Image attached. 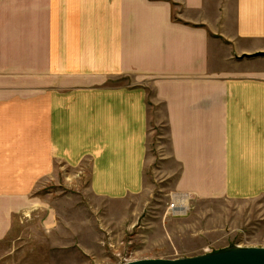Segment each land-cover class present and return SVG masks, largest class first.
<instances>
[{
    "label": "crops",
    "instance_id": "crops-1",
    "mask_svg": "<svg viewBox=\"0 0 264 264\" xmlns=\"http://www.w3.org/2000/svg\"><path fill=\"white\" fill-rule=\"evenodd\" d=\"M258 53L264 0H0V246L85 162L96 196L154 165L189 202H264Z\"/></svg>",
    "mask_w": 264,
    "mask_h": 264
},
{
    "label": "rangeland",
    "instance_id": "rangeland-1",
    "mask_svg": "<svg viewBox=\"0 0 264 264\" xmlns=\"http://www.w3.org/2000/svg\"><path fill=\"white\" fill-rule=\"evenodd\" d=\"M81 168L61 170L59 181L35 193L34 209L14 220L0 246V264H122L264 243L262 201L243 208L188 201L174 217L167 211L174 193L154 165L146 166L140 193L118 198L96 196L88 162Z\"/></svg>",
    "mask_w": 264,
    "mask_h": 264
},
{
    "label": "water",
    "instance_id": "water-1",
    "mask_svg": "<svg viewBox=\"0 0 264 264\" xmlns=\"http://www.w3.org/2000/svg\"><path fill=\"white\" fill-rule=\"evenodd\" d=\"M252 57H264V53ZM122 264H264V247H242L230 244L225 248L194 257L141 259Z\"/></svg>",
    "mask_w": 264,
    "mask_h": 264
},
{
    "label": "built area",
    "instance_id": "built-area-1",
    "mask_svg": "<svg viewBox=\"0 0 264 264\" xmlns=\"http://www.w3.org/2000/svg\"><path fill=\"white\" fill-rule=\"evenodd\" d=\"M172 196V201L171 203L168 205L167 207V211L174 217H179L181 216V213L182 210H181V207H180V196H178L177 194H173L171 195Z\"/></svg>",
    "mask_w": 264,
    "mask_h": 264
},
{
    "label": "bare ground",
    "instance_id": "bare-ground-1",
    "mask_svg": "<svg viewBox=\"0 0 264 264\" xmlns=\"http://www.w3.org/2000/svg\"><path fill=\"white\" fill-rule=\"evenodd\" d=\"M179 200H180L179 204H180V207L182 210V212H180V213L183 214V212L186 211L188 208V206H187L188 197L186 195H181Z\"/></svg>",
    "mask_w": 264,
    "mask_h": 264
}]
</instances>
